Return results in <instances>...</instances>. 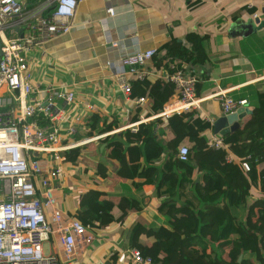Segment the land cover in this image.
<instances>
[{"label": "crops", "instance_id": "obj_1", "mask_svg": "<svg viewBox=\"0 0 264 264\" xmlns=\"http://www.w3.org/2000/svg\"><path fill=\"white\" fill-rule=\"evenodd\" d=\"M20 1L29 9L36 0ZM194 1L80 0L75 16V29L27 53L34 101L44 104L53 90L72 91L75 95V109L82 119L74 134L81 137L76 146L92 143L90 151H87L89 148L85 149L78 162L67 161L65 174L68 179L55 188L64 214L77 218L79 203L91 189L105 191L108 196L137 195L144 205L142 212H131L123 223L93 226V242L77 249L73 259L64 264H131L128 253L131 248L126 247V234L130 224L138 216L151 221L157 214L153 205L156 200L152 185H144L136 191L120 182L113 185L110 178L101 177L98 173L99 164L105 167L108 175H112L117 168L115 160H109L98 153V140L113 136L124 130L123 127L142 118L155 115L150 113L148 100L142 107L138 106L132 96L127 97L118 89L111 72L105 66L107 58H115L130 48L157 50L170 37L186 44L185 36L189 32L207 35L202 41L207 61L194 69L198 77L196 95L204 98L198 110L200 114L195 112V115L211 125V129L204 132L207 139L214 135L212 122L208 120L223 115L216 93L224 92L235 100L245 99L248 102L246 106L253 111L256 93L264 92V25L245 38H232L227 33L229 24L238 17L246 19L259 16L263 19L264 0H253L251 7L247 6L250 0H196L192 4ZM108 5L115 9L116 15L108 17L106 23H102L101 19L106 17L105 8ZM244 6L257 9L249 14ZM234 16L236 17L233 19ZM22 30L25 32V22L14 19L8 33H22ZM134 33L135 38L131 37ZM164 52L165 50L158 51L157 55H163ZM153 63L152 60L151 65H148L154 72L149 79L165 78L168 70L164 66L155 67ZM58 103L65 106L61 99ZM95 113L106 117L108 123L114 121L116 126L101 134L93 132V136L89 137L92 123L90 117ZM252 116L253 114L246 115L240 121ZM113 130L116 132L109 133ZM155 130L163 131L167 138L171 137L167 119L161 118ZM66 140L75 143L74 140L70 141L72 137ZM64 141L65 139L62 143ZM105 146L102 144L98 149H105ZM229 153L233 158H238L231 151ZM163 159L162 153L154 163L159 165ZM252 190L256 195L257 190ZM112 211L114 215H119L117 207ZM155 221L161 224L163 217L159 216ZM48 245L49 251L61 253L60 248L55 246L53 237ZM110 250L117 252L115 263L111 262L112 258L108 255Z\"/></svg>", "mask_w": 264, "mask_h": 264}, {"label": "trees", "instance_id": "obj_2", "mask_svg": "<svg viewBox=\"0 0 264 264\" xmlns=\"http://www.w3.org/2000/svg\"><path fill=\"white\" fill-rule=\"evenodd\" d=\"M195 3L196 0L192 2ZM245 9L252 14L257 8ZM206 38L207 35L189 32L183 44L170 37L156 50L154 66L167 69L168 63L175 60L185 71L194 70L207 61L202 47ZM161 50L165 52L158 56ZM130 85L133 98H147L151 114L158 113L175 97L173 86L164 77L132 80ZM253 104V116L221 136L224 147L220 148L207 146L204 132L211 125L193 110L173 113L167 119L169 138L155 130L161 121L158 117L140 123L135 134L125 129L98 140V153L117 162L112 175L97 165L101 177L136 191L144 185L153 186L157 214L151 221L138 216L130 224L127 248L137 249L151 259V264H264V92L256 93ZM101 117L96 113L90 117L89 137L116 126L114 121L108 123L106 117ZM80 139L74 135L70 141ZM102 144L105 149L99 150ZM181 145L189 150L185 161L177 157ZM91 146L92 143L76 146L62 154L67 161L76 163ZM228 151L239 159L248 157L247 173L236 161L226 159ZM162 153L164 159L156 165ZM114 207L118 208V216L113 214ZM143 208L137 195L108 196L105 191L91 189L81 199L76 217L84 225L102 227L123 223L131 212L140 213ZM159 216L163 217L161 224L155 221ZM108 255L115 263L117 252L110 250Z\"/></svg>", "mask_w": 264, "mask_h": 264}, {"label": "built area", "instance_id": "obj_3", "mask_svg": "<svg viewBox=\"0 0 264 264\" xmlns=\"http://www.w3.org/2000/svg\"><path fill=\"white\" fill-rule=\"evenodd\" d=\"M79 2L36 0L27 9L20 0H0V264L68 263L77 249L94 240L93 227L65 215L55 193V188L68 179L67 160L62 151L77 144L66 139L74 136L77 124L82 122L75 109V95L72 91L53 90L44 104L34 101L27 56L31 49L75 29ZM251 2L248 7L252 6ZM105 14L102 23L116 15V11L108 5ZM14 19L25 22L22 35L8 33ZM131 37L135 38L136 33ZM155 53V48H130L106 59V68L127 97L131 96L132 80L154 75L148 65ZM184 68L175 60L168 63L165 78L173 86L174 99L152 117L129 124L124 130L135 134L140 123L158 117L168 119L173 113L193 110L200 114L198 110L204 98L196 95L197 74ZM216 97L223 115L248 105L247 100H235L224 92L216 93ZM59 99L64 101V107L58 103ZM133 101L142 107L147 98L141 96ZM207 146L224 147L221 136L211 135ZM188 153V147L181 145L177 157L185 161ZM226 159L236 161L244 173L249 171L248 157L233 158L228 151ZM52 237L60 254L45 251L44 243ZM128 253L131 264H151V259L135 248Z\"/></svg>", "mask_w": 264, "mask_h": 264}, {"label": "water", "instance_id": "obj_4", "mask_svg": "<svg viewBox=\"0 0 264 264\" xmlns=\"http://www.w3.org/2000/svg\"><path fill=\"white\" fill-rule=\"evenodd\" d=\"M262 13H264V8L262 9ZM263 25L264 18L260 19L259 16L249 17L246 19L238 17L229 24L227 33L232 38H245L251 35L252 33L256 32ZM252 112L253 111L247 106H239L232 113L216 117L212 121V128L214 134L223 136L229 132L236 130L240 126L239 121L243 119L246 115L252 114ZM241 258L242 256L239 255L238 261H240Z\"/></svg>", "mask_w": 264, "mask_h": 264}, {"label": "rangeland", "instance_id": "obj_5", "mask_svg": "<svg viewBox=\"0 0 264 264\" xmlns=\"http://www.w3.org/2000/svg\"><path fill=\"white\" fill-rule=\"evenodd\" d=\"M147 202H148V200H147ZM147 202H146V204H147ZM44 246H45V251L47 252V251H49V245H48V243L47 242H45L44 243Z\"/></svg>", "mask_w": 264, "mask_h": 264}]
</instances>
